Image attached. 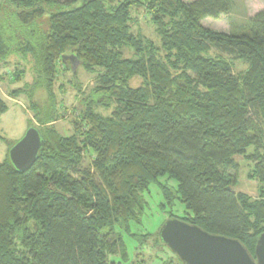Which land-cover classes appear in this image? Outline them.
Listing matches in <instances>:
<instances>
[{"label": "trees", "instance_id": "16d2710c", "mask_svg": "<svg viewBox=\"0 0 264 264\" xmlns=\"http://www.w3.org/2000/svg\"><path fill=\"white\" fill-rule=\"evenodd\" d=\"M44 2L55 10L46 11ZM232 5L0 0V61L31 53L49 94L67 53L96 78L68 136L56 127L55 96L41 106L28 89L45 143L25 172L14 167L9 151L0 161V264L126 259L121 231L141 221L152 184L162 192L159 207L169 209L168 218L236 237L255 255L264 232V10L230 33L202 23L229 15ZM7 6L16 8L14 25L4 13ZM139 8L158 40L134 31ZM45 14L47 30L23 31ZM234 61L247 67L235 73ZM22 77L15 72L13 81ZM96 106L112 112L98 113ZM6 110L0 97V115ZM242 160L249 162L248 177L259 182L256 197L234 189ZM176 201L183 215L173 212ZM157 243L166 246L159 236ZM163 264L183 263L178 258Z\"/></svg>", "mask_w": 264, "mask_h": 264}, {"label": "rangeland", "instance_id": "374dc122", "mask_svg": "<svg viewBox=\"0 0 264 264\" xmlns=\"http://www.w3.org/2000/svg\"><path fill=\"white\" fill-rule=\"evenodd\" d=\"M185 1L190 2L191 0ZM232 4V12L229 15H222L220 18L207 17L202 23L215 31L230 33L239 29L250 17L264 10V0H232ZM42 5L48 12L55 10V7L50 3L44 2ZM14 10H16L14 6H7L4 12L10 22L7 21L6 16H4L5 20L12 25H14V12H12ZM137 15L134 14L138 20L133 21L134 31H142L145 35L158 40L154 27L146 19L142 8H139ZM49 16L50 14H45L35 25L23 27V31L26 32L25 30L33 28H39L42 32L47 30L50 23ZM129 49L128 46L125 48L126 56L129 55ZM66 55L76 54L67 53ZM58 67V80L54 82L51 88L52 94H49L42 88L44 82H41L38 76L36 60L31 53H12L8 59L0 61V97L7 103V110L0 115V161L7 157L10 142L15 143L20 140L29 126L33 124L40 126L36 119V110L31 106L27 95L29 88L34 93L35 102L41 106L50 104V100L53 99L52 96H55L57 101L56 127L65 136L72 134L74 115H77V112L82 109V99L88 96L96 78L85 68L80 59L74 63L67 59ZM246 67L247 65L243 61H234L235 73ZM15 72L23 74L22 81H13ZM140 83L141 79L139 78L133 80L134 85ZM17 89H20L17 91L19 95L15 96L12 92ZM94 110L104 115H109L112 112L111 109L103 106H96ZM88 162L89 159L85 161V164ZM241 163L240 181L234 189L237 192H245L256 197L259 194V182L248 177L249 162L242 160ZM162 181L166 182L167 180L163 178ZM169 182L176 185L174 180ZM146 200L148 206L141 221L132 220L129 223V229L121 231L127 257L124 259L121 256H110V260H115L116 264H163L168 259L178 261V256L170 248L157 243L159 230L170 216L168 214L169 209L163 211L159 207V204L163 202V195L158 185L152 184L150 186ZM175 203L173 212L177 215H183L185 212L183 205L177 201Z\"/></svg>", "mask_w": 264, "mask_h": 264}, {"label": "water", "instance_id": "95a60500", "mask_svg": "<svg viewBox=\"0 0 264 264\" xmlns=\"http://www.w3.org/2000/svg\"><path fill=\"white\" fill-rule=\"evenodd\" d=\"M63 61H78L76 55H63ZM45 140L40 128L31 125L9 149L14 167L25 172L37 161ZM161 241L183 264H264V232L259 236L255 255L236 237L209 232L177 217L168 218L159 230Z\"/></svg>", "mask_w": 264, "mask_h": 264}]
</instances>
